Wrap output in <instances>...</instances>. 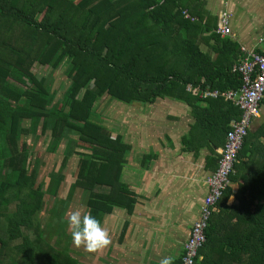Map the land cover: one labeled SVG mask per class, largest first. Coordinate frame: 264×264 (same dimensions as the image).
<instances>
[{
	"label": "trees",
	"instance_id": "obj_1",
	"mask_svg": "<svg viewBox=\"0 0 264 264\" xmlns=\"http://www.w3.org/2000/svg\"><path fill=\"white\" fill-rule=\"evenodd\" d=\"M206 13L202 0H0V264H77L62 221L70 201L58 197L66 178L38 182L32 141L45 139L49 155L62 146V163L74 145L68 196L87 192L83 213L102 223L116 208L130 211L134 202L121 182L129 147L94 120L99 101H179L207 140L223 147L239 109L186 87L238 90L241 77L232 69L244 54L215 33L216 18ZM35 65L48 73L64 66L68 85L59 100ZM230 180L236 192L227 188L218 202L195 264H264V117L245 137ZM48 197L53 204L42 223Z\"/></svg>",
	"mask_w": 264,
	"mask_h": 264
},
{
	"label": "crops",
	"instance_id": "obj_2",
	"mask_svg": "<svg viewBox=\"0 0 264 264\" xmlns=\"http://www.w3.org/2000/svg\"><path fill=\"white\" fill-rule=\"evenodd\" d=\"M202 1L217 27L221 15L231 16L232 35L227 38L240 50L263 51L257 40L264 30V0ZM102 103L112 137H121L129 147L121 182L134 203L130 211L116 208L102 221L110 236L108 246L94 252L75 246L68 254L77 264H160L165 257L175 262L208 193L206 179L217 168L219 140L214 139L215 145L208 141L191 109L179 101L158 98L151 104H122L107 98ZM263 117L261 105L252 131ZM186 138L196 151L186 150ZM231 187L235 193L236 186ZM232 204L234 197L227 202Z\"/></svg>",
	"mask_w": 264,
	"mask_h": 264
},
{
	"label": "built area",
	"instance_id": "obj_3",
	"mask_svg": "<svg viewBox=\"0 0 264 264\" xmlns=\"http://www.w3.org/2000/svg\"><path fill=\"white\" fill-rule=\"evenodd\" d=\"M186 18L189 16L184 12ZM230 18L227 13L219 18L215 31L221 38L230 37ZM263 51L241 50L243 59L234 66L232 72L241 77L238 90L220 92L210 88L202 89L188 85L186 91L201 100L223 98L231 102L240 111V117L232 120L225 136L223 147L218 151L216 170L206 179L208 193L202 202L199 216L192 225L189 237L183 244L182 264H195L198 252L206 242V230L213 214L217 212V204L226 189L231 187L230 177L234 165L242 149L244 139L251 130L253 122L259 118L260 107L264 98V30L257 40Z\"/></svg>",
	"mask_w": 264,
	"mask_h": 264
},
{
	"label": "rangeland",
	"instance_id": "obj_4",
	"mask_svg": "<svg viewBox=\"0 0 264 264\" xmlns=\"http://www.w3.org/2000/svg\"><path fill=\"white\" fill-rule=\"evenodd\" d=\"M63 70L64 66L58 71H54L51 73H48L46 68H41L38 65H35L33 68V72L37 75L38 78L40 77H45L47 80V83L49 85V88L51 91L55 92V100H59L63 96V93L68 85V81L63 78ZM100 102V103H99ZM95 108H94V120L98 123H101V125H105L107 123V106L102 103V101H99ZM43 140H36L35 143L33 141L30 143L29 147L31 148L34 146V150L38 149V152L36 154L37 159L39 160V168L42 169L39 171L38 175V182L43 181L44 183L47 182L49 174H59L63 175L66 180L63 184V187L60 189L58 192V197L60 199H67L70 201V206L65 214V217L62 218V221H66L67 223V218L68 216L71 215L72 212L74 211H80L83 213V209L85 208V203L87 199V192L81 195L79 198L76 195H73L72 197L68 196V189L71 187V185L74 182V176H75V169L77 166V158L74 156V150L75 147L72 145L68 150L65 152V158H67L64 163L63 162V154H61V150H63L62 146H60V149L57 153L49 155L48 153L45 152V148L47 146V141ZM77 152V151H76ZM62 165V166H61ZM39 169V170H40ZM45 207L43 210V213L40 215L39 219L42 223H45L49 219V211L50 208L52 207V199L49 197L45 201ZM67 231L70 230L69 226L67 225ZM52 241H55L52 240ZM51 241V242H52ZM64 243L60 241V245L58 246L59 248H63ZM72 246V251H74V244H70L69 247ZM70 252V251H69Z\"/></svg>",
	"mask_w": 264,
	"mask_h": 264
},
{
	"label": "clouds",
	"instance_id": "obj_5",
	"mask_svg": "<svg viewBox=\"0 0 264 264\" xmlns=\"http://www.w3.org/2000/svg\"><path fill=\"white\" fill-rule=\"evenodd\" d=\"M71 229V239L75 246H83L87 251L94 252L110 244L108 231L91 212L74 211L67 218ZM160 264H174L171 257H165Z\"/></svg>",
	"mask_w": 264,
	"mask_h": 264
}]
</instances>
